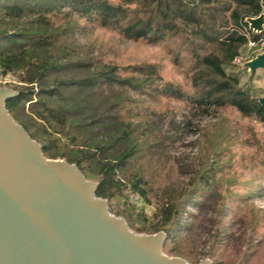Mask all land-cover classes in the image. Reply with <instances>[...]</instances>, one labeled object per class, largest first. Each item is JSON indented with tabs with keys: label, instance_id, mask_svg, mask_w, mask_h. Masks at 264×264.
<instances>
[{
	"label": "trees",
	"instance_id": "trees-1",
	"mask_svg": "<svg viewBox=\"0 0 264 264\" xmlns=\"http://www.w3.org/2000/svg\"><path fill=\"white\" fill-rule=\"evenodd\" d=\"M261 13L264 0H0V75L20 84L6 109L41 145L46 158L74 163L87 179L97 182L96 196L107 199L109 205L124 191L150 204L147 182L140 172L126 180L118 178L134 146L123 148L97 170L91 169L88 163L93 154L80 148L76 131L86 120L95 123L107 115L110 106L122 102L123 93L98 98L103 86L149 94V88L159 80L157 68L152 64L127 67L130 76H122L117 66L94 65L91 59L79 58L73 43L81 29L78 19L117 30L131 41L176 44L173 60L189 63L195 92L192 102L197 107L210 113L211 108L230 106L264 124L259 97L242 86V69L233 63L248 48L243 31L246 19ZM248 32L254 41L264 38V27L259 34ZM254 49L250 60L257 55L258 49ZM94 66L97 69L90 70ZM71 72L76 75L69 76ZM163 92L185 95L169 83ZM128 129L122 131L120 140L128 135ZM201 167L200 173L190 177V189H178L161 201L153 213L156 223L150 224L144 209L129 204L127 198L119 215L138 233L163 231L167 239L174 238L172 232L181 226L180 217L188 204L200 205L198 191L210 195L214 189V196L222 197L219 186L223 177L217 175L221 167L205 161ZM163 251L180 256L175 245L164 244Z\"/></svg>",
	"mask_w": 264,
	"mask_h": 264
},
{
	"label": "rangeland",
	"instance_id": "rangeland-1",
	"mask_svg": "<svg viewBox=\"0 0 264 264\" xmlns=\"http://www.w3.org/2000/svg\"><path fill=\"white\" fill-rule=\"evenodd\" d=\"M78 21L81 29L73 43L79 58L91 59L94 65L117 66L122 76H130L127 67L152 64L159 75L149 94L103 86L98 90V98L123 93L122 102L110 106L107 115L97 122L87 124L89 120H86L83 128L76 131L80 148L93 154L88 163L91 169L97 170L123 148L135 147L118 178L126 180L130 174L140 172L147 182L150 204L124 191L121 197L111 201L110 213L121 217L118 210L127 198L129 204L143 208L147 221L154 224L157 218L153 213L167 194L190 189V177L202 171V162L218 165L221 173L217 175L223 177L219 186L222 197H215L214 189L210 195L198 191L200 205L188 204L180 217L181 226L172 232L174 238L166 239L165 245H175L180 253L178 257L190 264L204 259L212 264H264V165L261 164L264 124L230 106L211 108L210 113L197 107L192 102L195 92L188 73L189 63L173 60L172 49L176 44L131 41L117 30L100 27L97 22ZM243 31L250 37L248 30ZM253 50L246 47L238 57L244 63L250 60ZM263 51L264 48L256 52ZM233 63L242 69V86L251 89L255 97H263L264 70L250 73L243 70V64ZM167 83L185 95L168 96L163 92ZM0 87L17 92L20 84L15 78L0 75ZM25 107L27 110L28 104ZM127 127L128 135L120 140Z\"/></svg>",
	"mask_w": 264,
	"mask_h": 264
},
{
	"label": "water",
	"instance_id": "water-1",
	"mask_svg": "<svg viewBox=\"0 0 264 264\" xmlns=\"http://www.w3.org/2000/svg\"><path fill=\"white\" fill-rule=\"evenodd\" d=\"M246 23L259 34L264 14ZM243 68L264 70V51ZM16 96L0 87V264H190L163 252V231L136 233L111 214L76 164L46 158L6 109ZM258 103L264 108V96Z\"/></svg>",
	"mask_w": 264,
	"mask_h": 264
},
{
	"label": "built area",
	"instance_id": "built-area-1",
	"mask_svg": "<svg viewBox=\"0 0 264 264\" xmlns=\"http://www.w3.org/2000/svg\"><path fill=\"white\" fill-rule=\"evenodd\" d=\"M244 29L247 31H250L251 32V30H249V28H248V24H247V27H244ZM247 31V33H249ZM253 33V32H252ZM254 34V33H253ZM248 47L250 48V49H252V48H257V49H263L264 48V39H260V40H258V41H254V40H252V39H250V37H248ZM243 59L241 58V57H236L235 59H234V62L235 63H237V64H243ZM10 78V77H9ZM11 82V81H10ZM13 82V81H12Z\"/></svg>",
	"mask_w": 264,
	"mask_h": 264
}]
</instances>
